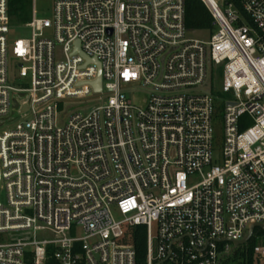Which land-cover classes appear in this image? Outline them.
I'll use <instances>...</instances> for the list:
<instances>
[{"label": "built area", "instance_id": "obj_1", "mask_svg": "<svg viewBox=\"0 0 264 264\" xmlns=\"http://www.w3.org/2000/svg\"><path fill=\"white\" fill-rule=\"evenodd\" d=\"M202 1L209 41L185 0H55L11 46L0 0V264H137L138 226L146 264H225L264 227V0Z\"/></svg>", "mask_w": 264, "mask_h": 264}, {"label": "trees", "instance_id": "obj_2", "mask_svg": "<svg viewBox=\"0 0 264 264\" xmlns=\"http://www.w3.org/2000/svg\"><path fill=\"white\" fill-rule=\"evenodd\" d=\"M186 1V27L191 33L197 31H208L213 33L215 25L213 17L202 0ZM235 2L239 6L238 0H230L227 3ZM33 0H9V13L12 24H28L32 19ZM254 236L264 237L263 229H256ZM245 245L240 246L233 257L228 259L225 264H254V247L257 245L256 237ZM129 244L137 252V264H146L147 256V230L144 226H138L129 230ZM45 264H58L49 255Z\"/></svg>", "mask_w": 264, "mask_h": 264}, {"label": "rangeland", "instance_id": "obj_3", "mask_svg": "<svg viewBox=\"0 0 264 264\" xmlns=\"http://www.w3.org/2000/svg\"><path fill=\"white\" fill-rule=\"evenodd\" d=\"M55 0H33V14H36L38 18H51L52 17V11H53V4ZM217 1L218 4H222L223 6L227 4L228 1L230 0H215ZM32 21V19H31ZM31 21L26 24H12L11 26V32L9 34V43L11 46H13L14 42H16L19 39H25V38H30L32 35V29L30 26ZM211 37V33L208 31H197L193 32L188 35V38L192 39H200V40H205L209 41ZM13 74L16 76H19V70L17 67L14 69ZM141 100L145 99L148 94L147 92L142 93L141 95ZM216 129V146H215V159L217 162H220V159L222 158V150H223V140H224V129L222 123H218L215 127ZM0 202L4 203L6 202V192L4 190L0 189ZM37 237L39 240L42 239H50L51 236L48 233H42L39 232L37 234ZM256 237L257 244H261L264 241V237H259V236H254Z\"/></svg>", "mask_w": 264, "mask_h": 264}, {"label": "water", "instance_id": "obj_4", "mask_svg": "<svg viewBox=\"0 0 264 264\" xmlns=\"http://www.w3.org/2000/svg\"><path fill=\"white\" fill-rule=\"evenodd\" d=\"M94 88L98 91H100L101 89V79L99 78V80L97 82L94 83ZM20 104H21V109L18 111L19 114H22L25 112V110L28 108V104H27V98H24V99H18ZM0 188H1V177H0ZM256 226H253L248 234V236L240 241V242H234V245L235 247L237 246H240V245H245L247 244L251 238H252V235L254 233V229H255ZM263 230H264V227H261Z\"/></svg>", "mask_w": 264, "mask_h": 264}]
</instances>
